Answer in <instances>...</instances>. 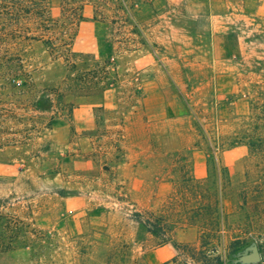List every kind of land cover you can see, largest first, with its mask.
<instances>
[{"label":"rangeland","instance_id":"374dc122","mask_svg":"<svg viewBox=\"0 0 264 264\" xmlns=\"http://www.w3.org/2000/svg\"><path fill=\"white\" fill-rule=\"evenodd\" d=\"M49 2V42L0 44V264H246L253 245L261 261L248 264H264V0L236 14L247 55L219 63L229 94L211 83L204 2L160 3V17L157 0ZM171 25L197 48L171 42ZM157 69L188 123L145 106ZM18 71L28 87L7 83ZM42 97L47 111L33 107Z\"/></svg>","mask_w":264,"mask_h":264},{"label":"crops","instance_id":"0c3cea01","mask_svg":"<svg viewBox=\"0 0 264 264\" xmlns=\"http://www.w3.org/2000/svg\"><path fill=\"white\" fill-rule=\"evenodd\" d=\"M190 0H157V14L160 17L161 10L159 8L160 3L162 5L167 4L173 12H175V7L179 3H185ZM192 2H204L205 12L208 14L209 26L207 30V40H208V49L207 56L213 57L212 66V86L215 88L217 93L229 94L231 92L232 87V79L233 72L231 73L229 70H226L224 67L220 68V62L230 61L231 58L235 56H246V46L247 43L244 37L237 32L234 27L236 21V14H238L239 10L244 12L247 10L249 3L253 0H191ZM259 10H262L264 4L257 6ZM174 8V9H173ZM241 8V9H240ZM198 11L195 14V17L200 16L199 7L196 8ZM161 23H157L156 28L160 30ZM173 29L172 35L169 37L171 42H178L179 44H189L191 47H195L197 44V40L200 35L189 34L187 30H185L182 26L171 25ZM157 30V32H158ZM159 33V32H158ZM174 33V34H173ZM235 37V50L231 47H228L226 43V39L229 37ZM160 38V37H159ZM222 56V57H220ZM142 56H135V65L137 69L144 68L147 66H154V58L151 56V59L147 58V64L143 63ZM153 59V60H152ZM169 63L174 61V57H166L163 59ZM165 66V65H164ZM224 66V64H223ZM169 73L172 70H168ZM166 72L161 71L160 69L155 70V74L153 78L147 81L143 86V93L145 95L144 102L146 107L153 106L159 110L157 115H160L162 120L161 122H165L166 117L173 121H186L188 123V117L185 112V108L179 99V96L172 95L170 98L166 99L165 97V88L164 85V76ZM231 88V89H230ZM109 101L112 102L111 94H109ZM108 104V101L106 100ZM172 107V113L166 116V107ZM165 118V119H163Z\"/></svg>","mask_w":264,"mask_h":264},{"label":"trees","instance_id":"16d2710c","mask_svg":"<svg viewBox=\"0 0 264 264\" xmlns=\"http://www.w3.org/2000/svg\"><path fill=\"white\" fill-rule=\"evenodd\" d=\"M49 1L50 0H0V44H3V42L9 43L10 41L17 43V45H23L26 42H28V44L32 42H49L48 40H44L46 33L50 30L49 24L53 21L49 11ZM82 21H85V18L80 14L78 22ZM11 48H13V46H11ZM13 49L18 51L16 48ZM9 52L11 56L16 53H11V50H9ZM16 74L18 75L14 77L9 76L13 83L9 77L6 78L8 80L7 83L12 85V87H28V84L23 83L22 79H19L21 84H17V77L24 75L25 72L21 71ZM51 106L52 102L47 97H42L33 104V107L41 111H47ZM134 221L145 227L148 233L158 240L159 246L173 242L171 237L161 233L163 228L160 218L155 219V221L143 220L140 214H135ZM258 249L260 251V248ZM199 264H224V261L221 256H217L212 262H201Z\"/></svg>","mask_w":264,"mask_h":264},{"label":"water","instance_id":"95a60500","mask_svg":"<svg viewBox=\"0 0 264 264\" xmlns=\"http://www.w3.org/2000/svg\"><path fill=\"white\" fill-rule=\"evenodd\" d=\"M241 261L246 264L260 262L261 254L258 247L256 245L251 246L248 249V252L242 256Z\"/></svg>","mask_w":264,"mask_h":264}]
</instances>
